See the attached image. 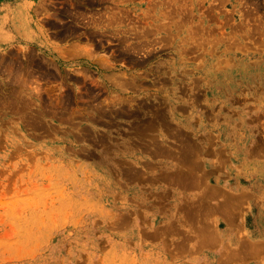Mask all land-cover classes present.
<instances>
[{
    "label": "rangeland",
    "instance_id": "rangeland-1",
    "mask_svg": "<svg viewBox=\"0 0 264 264\" xmlns=\"http://www.w3.org/2000/svg\"><path fill=\"white\" fill-rule=\"evenodd\" d=\"M0 264H264V0H0Z\"/></svg>",
    "mask_w": 264,
    "mask_h": 264
}]
</instances>
